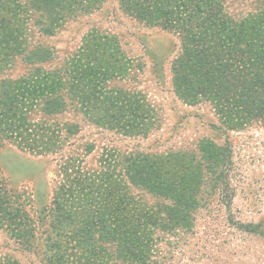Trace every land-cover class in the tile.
<instances>
[{
    "label": "trees",
    "instance_id": "1",
    "mask_svg": "<svg viewBox=\"0 0 264 264\" xmlns=\"http://www.w3.org/2000/svg\"><path fill=\"white\" fill-rule=\"evenodd\" d=\"M106 1L0 0V72L11 69L19 57L29 65L23 75L0 81V150L13 143L39 155L60 151L67 138L63 135L77 133L78 124L60 126L46 116L62 113L69 101L80 104L97 124L127 134L151 130L155 119L142 93L108 85L134 66L115 35L91 29L60 69L41 65L54 58V51L32 42V14L41 15L36 21L49 36ZM228 2L119 0L126 14L179 35L181 52L172 64L179 96L189 103L210 100L222 120L239 127L264 121V0H252L254 11L243 17L229 13ZM33 114L42 118H32ZM164 163L140 153L127 156L124 169L129 181L155 193L177 192L170 207L176 216L168 220L184 227V213L193 208L179 194V188L187 187L186 177H166ZM80 164L71 158L60 166L53 201L39 209L37 225L24 207V192L10 185L0 166V228L29 250L42 243L39 249L46 264H107L111 243L123 259L149 261L148 234L158 219L146 214L134 218L142 211L132 199L120 196L112 169L85 172Z\"/></svg>",
    "mask_w": 264,
    "mask_h": 264
},
{
    "label": "rangeland",
    "instance_id": "2",
    "mask_svg": "<svg viewBox=\"0 0 264 264\" xmlns=\"http://www.w3.org/2000/svg\"><path fill=\"white\" fill-rule=\"evenodd\" d=\"M227 8L233 16L243 17L254 11L255 4L229 0ZM40 16L32 14L31 39L34 45L40 43L54 51V58L41 64L49 69L62 68L91 29L115 35L134 66L124 78L108 85L142 93L155 122L145 135L127 134L91 121L80 104L68 100L65 111L46 116L60 126L78 124L77 133L63 135L67 138L60 151L39 155L7 143L0 150V166L10 185L24 192L31 222L37 225L39 209L52 203L60 166L73 158L81 161L85 172L112 169L120 196L132 199V205L142 211L134 218L146 214L158 219L148 234L150 262L123 259L111 243L107 244V264H264V121L231 127L210 100L186 102L176 91L172 70L181 52L179 35L126 14L119 0H107L93 13L68 21L54 35L42 33L36 21ZM28 69L19 57L11 69L0 72V81L17 78ZM89 113L96 115L93 110ZM32 118L42 117L33 114ZM140 153L165 162L162 172L166 177H186L187 187L179 188V194L193 208L184 213L188 223L184 227L168 220L176 216L170 207L177 192L158 194L129 181L126 157ZM41 244L29 250L0 228V264H46Z\"/></svg>",
    "mask_w": 264,
    "mask_h": 264
}]
</instances>
